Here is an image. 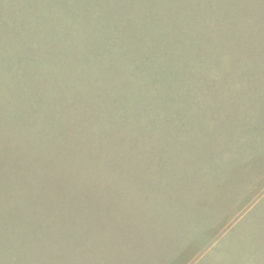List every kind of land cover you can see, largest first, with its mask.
<instances>
[{
  "label": "rangeland",
  "instance_id": "obj_1",
  "mask_svg": "<svg viewBox=\"0 0 264 264\" xmlns=\"http://www.w3.org/2000/svg\"><path fill=\"white\" fill-rule=\"evenodd\" d=\"M0 264H264V0H0Z\"/></svg>",
  "mask_w": 264,
  "mask_h": 264
}]
</instances>
